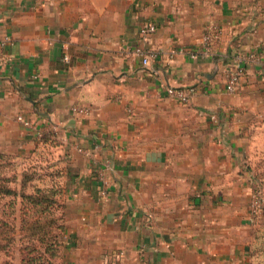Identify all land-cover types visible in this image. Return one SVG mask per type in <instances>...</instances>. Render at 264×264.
<instances>
[{"label":"crops","instance_id":"crops-1","mask_svg":"<svg viewBox=\"0 0 264 264\" xmlns=\"http://www.w3.org/2000/svg\"><path fill=\"white\" fill-rule=\"evenodd\" d=\"M210 23L223 29L211 56H169ZM4 35L0 145L57 170L65 264H263L246 113L264 101V60L236 92L225 82L264 44V0H0ZM139 44L159 53L148 65L128 53ZM191 85L186 104L166 93Z\"/></svg>","mask_w":264,"mask_h":264},{"label":"rangeland","instance_id":"rangeland-1","mask_svg":"<svg viewBox=\"0 0 264 264\" xmlns=\"http://www.w3.org/2000/svg\"><path fill=\"white\" fill-rule=\"evenodd\" d=\"M261 0H256L259 2ZM264 101L261 105L251 113H246L249 126L248 135V156L246 165L251 168L254 178L253 188L257 190V185L264 190ZM42 155L35 153L31 157H24L10 153L0 145V171L5 174L8 179L4 183L10 185L17 194L4 195L0 194V264H21L22 255L31 253L32 240L34 238V229L45 222V211H50L51 206L46 200H42L37 206L35 202H24V198H28L34 194L35 186L46 188L57 179L58 174L50 164V158L46 161L42 160ZM28 179V181H27ZM25 181V183H24ZM50 187V186H49ZM63 187V186H62ZM29 199V198H28ZM60 199L63 206L53 208L52 216L58 220L63 226V230L57 224L46 225L42 230L43 233H49L48 238L53 233L58 234L64 244L62 251V264H65V248L68 240L67 225V204L65 202V193L62 191ZM50 206V210L48 208ZM51 212V211H50ZM44 214V215H43ZM50 216V215H48ZM264 211L255 219L260 222L259 240L256 248L261 252L262 262L264 264ZM44 219V220H41ZM40 220V221H39ZM36 221H39L36 223ZM7 225H5V224ZM14 237L12 242L10 239ZM53 243V242H52ZM55 243H53L54 245ZM61 249V248H60ZM59 249V250H60ZM58 258H54V262L59 264Z\"/></svg>","mask_w":264,"mask_h":264},{"label":"built area","instance_id":"built-area-1","mask_svg":"<svg viewBox=\"0 0 264 264\" xmlns=\"http://www.w3.org/2000/svg\"><path fill=\"white\" fill-rule=\"evenodd\" d=\"M157 24L155 22H148L141 27V38L146 41L148 36L157 30ZM222 27L215 23L207 24L204 27L201 41L197 47L188 49L180 46L175 48L169 56L172 57L176 53L188 54L191 58H197L199 56H211L214 53L215 45L218 43L222 35ZM11 44V37L8 35L0 36V67H3L8 57L6 49ZM129 54L138 56L144 65L150 64L152 59L158 56V51L148 45H135L129 51ZM264 60V44L253 52L246 55H237L234 58L233 65L226 71V89L230 92H236L239 89V84L242 77L246 74V65L256 62H262ZM166 93L176 101L180 103H189L196 93V87L183 86L173 87L168 86ZM75 110L81 114H88L90 109L88 107H76ZM129 111H131L129 109ZM25 125L33 127L30 120H26L23 117H19ZM45 135L44 130L35 129V136L38 141H41ZM264 205V190L257 185V190L254 189L252 193V201L250 206V219L255 222V219L261 214Z\"/></svg>","mask_w":264,"mask_h":264},{"label":"trees","instance_id":"trees-1","mask_svg":"<svg viewBox=\"0 0 264 264\" xmlns=\"http://www.w3.org/2000/svg\"><path fill=\"white\" fill-rule=\"evenodd\" d=\"M56 141V137H55V133L53 132H46L44 137L42 138V140L40 141L41 144H45V143H49L51 142V144L55 143ZM49 166H51V164H49ZM56 173L58 174L57 170H55ZM59 178V174L57 176V179H55L51 185L47 186L46 188H42L39 186H35L33 192L34 194L30 195L27 199L24 198V202H35V206H37L40 202H42V200H46L47 202H49V205L51 206V210H50V206L48 205L49 210L51 211H45V222L39 226H37L33 232L34 233V238L32 240V243L30 244L31 246V253L33 254H27V255H22L21 257V264H57L56 262H54V258H58L59 262L62 258V251H63V247L64 244L62 245V241L61 238L59 237L58 234L53 233L52 235H50V237L48 238V235L50 232L48 233H43L42 230L45 228L46 225H53L58 223V220L52 216V211L53 208H60L63 206V202L60 199V195L62 193L63 187L61 185V183L58 180ZM11 181L12 179H8V177L3 174L0 171V194H4V195H15L17 194V192L10 186V185H5L4 183H6L7 181ZM28 181V179H27ZM4 182V183H3ZM25 183V181H24ZM262 211H264V205H263V209ZM44 215V214H43ZM50 215V216H48ZM264 217V216H263ZM44 220V219H41ZM40 221V220H39ZM39 221H36V223H38ZM5 224V223H4ZM7 225V224H5ZM58 225L60 226V228L63 230V226L58 223ZM13 240H15L14 237H12L10 239V241L12 242ZM1 241V239H0ZM55 243L53 245V243ZM61 248V249H60ZM60 249V250H59ZM62 262V260H61ZM59 264H62L59 262Z\"/></svg>","mask_w":264,"mask_h":264}]
</instances>
